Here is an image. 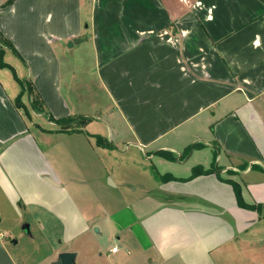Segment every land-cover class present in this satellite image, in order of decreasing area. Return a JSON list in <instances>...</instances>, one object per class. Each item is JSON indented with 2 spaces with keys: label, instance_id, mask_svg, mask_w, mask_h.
Masks as SVG:
<instances>
[{
  "label": "crops",
  "instance_id": "obj_1",
  "mask_svg": "<svg viewBox=\"0 0 264 264\" xmlns=\"http://www.w3.org/2000/svg\"><path fill=\"white\" fill-rule=\"evenodd\" d=\"M0 35L46 106L35 128L15 105L17 69L5 61L10 79L0 65V228L12 218L32 229L45 213L76 258L98 228L123 249L154 252L153 264H217L260 223L264 207H239L224 180L264 204V0H0ZM86 52L108 107L75 100L90 81L75 69ZM128 154L140 180L115 175ZM196 168L209 173L190 179ZM135 192L146 201L121 208ZM4 239L0 264H23Z\"/></svg>",
  "mask_w": 264,
  "mask_h": 264
},
{
  "label": "rangeland",
  "instance_id": "obj_2",
  "mask_svg": "<svg viewBox=\"0 0 264 264\" xmlns=\"http://www.w3.org/2000/svg\"><path fill=\"white\" fill-rule=\"evenodd\" d=\"M2 42V43H1ZM0 44L4 45L5 48H8L12 51L8 41L3 38L0 35ZM0 45V49L4 48ZM15 48V47H14ZM87 49V48H85ZM76 53L74 54V58L76 57ZM1 59V57H0ZM2 61L8 62L10 65L15 67L17 69V77L21 80L18 82L19 89H25V96L27 99L29 98V101H23V110L27 116V120L36 128V121L41 124L46 125V118L45 117H37V114H40L32 109V99L33 97L29 94V92L26 89L25 83H29L33 86L34 90L37 92L36 87L31 79H27L25 77V80H22L24 76L27 75V68H25V75L20 74L18 71V67L22 69V65L19 64L18 59L14 54L11 52H8L6 57L2 55ZM23 60V59H22ZM24 61V60H23ZM63 61V68L64 71L66 69V59H62ZM79 64L75 66V69L84 71L83 76L86 74H89L90 81L85 82L82 80V86L75 92L77 94H81V96H75L76 101H89L91 104H96L94 101L99 98L100 100L103 99L102 102H105L107 104L106 107L109 106V101L105 99V96H101L102 92L99 88L98 84L96 83L95 79L93 78L92 69H93V60L90 57L89 53L86 52L83 58L78 59ZM6 64V63H5ZM5 74L10 77V79L13 78V71L12 70H4ZM86 73V74H85ZM22 75V76H21ZM81 76V75H80ZM23 84V85H22ZM89 93V94H88ZM39 94V93H38ZM63 94H65V97L69 101H74V99L71 100V97L69 96L70 93L67 91L66 86L63 87ZM84 94H87V97L84 96ZM40 95V94H39ZM89 100L87 98L89 97ZM86 98V100H84ZM42 99V98H41ZM23 100V98H22ZM43 101V99H42ZM98 103V102H97ZM43 109L46 110L45 103L42 104ZM85 105H83L84 107ZM94 107L92 106V109ZM91 109V110H92ZM74 119V118H70ZM78 123V122H77ZM77 123H71L70 129L76 130L83 126L82 124ZM89 129V127H87ZM132 154H128L126 156H121V163H117L115 171V175H119L123 179H135L138 178V180L141 179L140 170H135V168L130 167L127 165V156H131ZM216 167V166H215ZM217 168V167H216ZM170 170V169H167ZM182 170L176 169L175 172H181ZM182 174V173H181ZM126 180V181H127ZM171 182V181H168ZM133 190V189H131ZM136 195V196H135ZM158 196V195H156ZM141 194L140 192H135L134 194L129 197V199H126L127 202H122L121 208H125L127 205L135 208L139 206L142 202L144 203L146 200H141ZM172 198L166 197L165 200H169ZM2 200V197L0 195V201ZM156 204V203H155ZM2 209L9 210L7 206L3 205ZM41 214V213H39ZM44 214V215H43ZM41 215V224L39 226H32V229L30 231H27L24 228L25 224H30L25 221V219L17 220L16 222H13L14 220L10 218V222L7 221V219L3 220V225L0 228V232H2L5 236V242L8 243L9 247L13 251V254L17 256L19 259H22L23 264H56L59 255L60 250L68 249V252H75L77 245L76 243H64L63 237H62V228L59 222H57L54 218H52L49 215H46L43 213ZM22 221V222H21ZM20 222V223H19ZM31 225V224H30ZM191 237H194L190 235ZM90 247H84L83 249L80 248V252L82 255L77 256L76 258V264H153L150 260L156 259V255L154 252H149V259L144 255L145 253L139 252L138 249L134 248L133 246L125 247V249L121 248L123 247L122 243L117 239V237L114 236L113 239L108 240L105 236H100L98 232L94 230V234L91 236L90 239L87 240ZM99 245V246H97ZM72 246V247H71ZM117 246V248H121L119 254H113L111 249ZM231 248L227 250L224 257L220 259V261L217 264H264V217L261 218V221L259 224L252 225L246 233H244L242 236L240 235L236 240H234L233 244H230ZM97 247H101L100 249ZM86 249L88 251L86 252ZM99 249V250H98ZM151 258V259H150ZM215 261L217 257L214 256ZM157 261V260H156ZM216 261V262H217ZM154 264H157L155 262ZM165 264H185L183 262H178L177 260H172L170 262H166Z\"/></svg>",
  "mask_w": 264,
  "mask_h": 264
},
{
  "label": "trees",
  "instance_id": "obj_3",
  "mask_svg": "<svg viewBox=\"0 0 264 264\" xmlns=\"http://www.w3.org/2000/svg\"><path fill=\"white\" fill-rule=\"evenodd\" d=\"M8 43H9L12 51L16 55H18L20 57V55L18 54L17 50L14 48L13 44L11 42H8ZM2 55H4V52L1 50L0 51V57H1V59H2ZM1 59H0V65L2 67H8V68H10L14 72V70L12 69V67L9 66V65H7V64H5ZM14 74H15V72H14ZM15 77H16V74H15ZM25 85H26V89L29 92V94L33 97V99H32V109L34 111L38 112V113H44V112H46V110L43 109V105L42 104H44V102L42 101L41 96L38 93H36V91L34 90V88H33L32 85H30L27 82L25 83ZM24 94H25V89L23 87L22 92L19 94V96L17 97V99L15 101V105L19 109H23V104L24 103H23L22 97H23ZM50 120L51 121H54V122H57L60 125H63V128L62 129H65V130H68V131H74V130H71L70 129L71 128L70 125H71V123H73V119L64 118V119L56 120V119H54L51 116L50 117ZM80 122H82V121H79V123ZM97 144L99 146H103L104 145L103 139L101 137H97ZM153 173H154L155 178L158 179V180H160V181H162V182H168V181L176 180L175 178H173V177H171L169 175L161 176L155 170L153 171ZM208 173H209V171L200 170V169L196 168V169H194L193 174L190 177V179L195 178V177H197L199 175L208 174ZM218 177L221 179L220 176H218ZM224 181L232 185V187L234 189V192H235V195H236V198H237V202H238L239 207L244 208V209H248V210H257V211H260L264 207V204H258V205L254 204V205H250V204L246 203L245 200H244V198H243L241 185L238 184L237 182H233V181H230V180H224Z\"/></svg>",
  "mask_w": 264,
  "mask_h": 264
},
{
  "label": "water",
  "instance_id": "obj_4",
  "mask_svg": "<svg viewBox=\"0 0 264 264\" xmlns=\"http://www.w3.org/2000/svg\"><path fill=\"white\" fill-rule=\"evenodd\" d=\"M73 45H74V42L69 43V47H72ZM24 228L27 231H30L29 224H25ZM95 231L99 232V229L95 228ZM75 263H76V254L73 252H65L59 255V258L56 264H75Z\"/></svg>",
  "mask_w": 264,
  "mask_h": 264
},
{
  "label": "built area",
  "instance_id": "obj_5",
  "mask_svg": "<svg viewBox=\"0 0 264 264\" xmlns=\"http://www.w3.org/2000/svg\"><path fill=\"white\" fill-rule=\"evenodd\" d=\"M117 250H118V249H117L116 247H114L112 251H113V252H117Z\"/></svg>",
  "mask_w": 264,
  "mask_h": 264
}]
</instances>
